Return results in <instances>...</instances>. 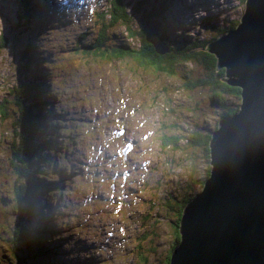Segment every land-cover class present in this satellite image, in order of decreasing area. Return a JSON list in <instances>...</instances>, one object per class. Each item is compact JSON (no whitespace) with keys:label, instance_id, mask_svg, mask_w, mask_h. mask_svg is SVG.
Returning a JSON list of instances; mask_svg holds the SVG:
<instances>
[{"label":"rangeland","instance_id":"obj_1","mask_svg":"<svg viewBox=\"0 0 264 264\" xmlns=\"http://www.w3.org/2000/svg\"><path fill=\"white\" fill-rule=\"evenodd\" d=\"M106 2L29 0V9L18 13L27 22L20 24L19 0H0V36L7 41L0 46V100H12L8 87L19 64L17 52L28 42L35 50L27 54L35 64L28 75L40 81L44 71L53 115L42 122L47 120L52 137L49 149L41 150L40 171L30 176L37 191L29 205L33 214L25 216L34 229L23 238L27 245L12 242L15 174L7 162L6 123H0V264H15L14 254L24 251V264H162L171 245L173 211L180 207L175 202L198 192L208 166L202 146L186 137L200 130L198 124L210 133L224 107L236 108L234 96L223 98L224 107L211 102L204 82L207 63L179 58L167 61L164 73L129 60L85 55L81 44L96 37ZM124 2L136 25L142 9L155 0ZM136 2L140 8L133 9ZM169 2L161 30L169 48L192 38L209 41L218 34L215 28L234 25L244 11V0ZM125 30L121 23L107 28L105 46L136 47ZM155 48L160 52L155 54L169 52L161 43ZM210 75L228 83L226 75ZM168 134L175 145L163 143ZM126 143L130 148L123 157Z\"/></svg>","mask_w":264,"mask_h":264},{"label":"water","instance_id":"obj_2","mask_svg":"<svg viewBox=\"0 0 264 264\" xmlns=\"http://www.w3.org/2000/svg\"><path fill=\"white\" fill-rule=\"evenodd\" d=\"M154 35L146 41L165 51ZM206 50L226 82L241 88L240 103L211 131L210 174L182 209L180 241L167 264H264V0H244L235 27Z\"/></svg>","mask_w":264,"mask_h":264},{"label":"trees","instance_id":"obj_3","mask_svg":"<svg viewBox=\"0 0 264 264\" xmlns=\"http://www.w3.org/2000/svg\"><path fill=\"white\" fill-rule=\"evenodd\" d=\"M170 4L171 3L169 0H155L151 6L142 9L143 12L140 15L138 23L136 25H131L132 18H130L127 13L128 5L124 2V0H107L106 6L103 7L102 12L98 13V33L91 42L81 44L83 46L82 52L85 55L91 54L88 56H91L92 58H99L106 61H133L135 65L140 68H152L155 71L164 73L166 71L165 63L167 61L171 63L173 61L176 62L179 58H192L199 64L207 63L210 66V74L217 76H221L223 74L225 76V69L222 67L217 68L216 66V56L206 50L207 43L215 37L209 41H201L199 38L195 40L196 38H192L189 40L187 45H183L181 43L173 44L174 49L168 48L169 52H167L165 55L154 53L152 44L146 41L144 36L145 23L150 18L158 20L160 22V26L157 30V33L161 41L166 43L163 39V36H161V30L165 22L164 13ZM139 5V2L132 4L133 9L140 8ZM155 5L156 7H154ZM29 6V0H19L17 14L21 11L25 12L28 10ZM17 16L18 23H20V20L23 24L27 22V19H21L19 14ZM116 23L123 24L126 28V35L132 40H137L136 47L128 45H119L113 47L105 46L104 31ZM236 23L234 25L227 24L225 27L215 28L216 32L218 33L217 36L229 29L234 28ZM6 43V38L0 36V46L4 47ZM34 51V46L31 43H22L19 51L17 52L19 64L15 66L14 83L8 87V94L12 100L9 101L6 98H1L0 100V123H6V128L3 127V130L4 133L8 135L9 143H7L9 156V159L7 156V162H9L8 167H14L13 173L15 174L14 183L10 189L12 194V196L10 195L12 202L11 214H15L17 216V220L15 221L12 229V242L21 240L24 242V245H27V243H25L27 239L24 240L23 238L27 237L30 232L32 234L34 231V229L30 228L32 221H30L29 218L25 220V216L33 214V211L29 210V205L31 203V199L34 198V193L37 191V187H32L33 183L30 179V176L32 175V172L38 173V171H40L39 167L42 163L40 159L44 153L41 150H48L50 140L52 139V137H50L48 134L47 120L44 124L42 123L44 122V117L47 119L53 118L51 113L52 101L49 98L48 100L50 101L46 99L49 91V89H47V76L43 71L44 76H38L40 81H37L33 80L32 76L28 75V70L34 68L35 64L32 63L33 60L28 63L27 54ZM180 62H184V60L178 61V63ZM209 73L206 74L204 82H207V86L211 89V96L213 99L211 102L213 104H218L224 107V102L226 100H223V98L225 96H234L238 100L236 108L224 107V109L219 112V117L228 116L236 112L240 103V87L225 83L223 81L221 82L218 80V78L211 80L213 78ZM217 121L213 130L218 128ZM198 127L200 130L195 131L193 134L191 133L188 137H186V140L190 144L202 146L201 156L206 157L207 159L208 166L203 167V170H205L204 178L202 181L197 183L200 184L201 188L203 181L206 180L210 174L208 142L211 132L208 133V131L203 129L199 124ZM191 128L192 131L195 130V127L193 128V126H191ZM171 135L172 134H168V136L164 135L162 137L163 143L170 142L175 145V137H171ZM33 139H36V141L34 140L37 142L36 144L31 143V140ZM40 177L45 178L44 172L40 174ZM34 189L36 190L33 191ZM190 198L183 199L182 202H175V204L180 203V207L173 211L172 221L169 225V237L171 245L168 247L167 252L162 258V264L168 263L171 248L180 241L179 220L180 216L182 215V209ZM171 208L173 210V205ZM38 250L40 251V247H38ZM24 254L25 251L23 253L14 254L15 264H24ZM141 258L142 261L144 260L146 262L145 257Z\"/></svg>","mask_w":264,"mask_h":264},{"label":"bare ground","instance_id":"obj_4","mask_svg":"<svg viewBox=\"0 0 264 264\" xmlns=\"http://www.w3.org/2000/svg\"><path fill=\"white\" fill-rule=\"evenodd\" d=\"M159 26H160V22L158 20H155L154 18H150L145 23V29H146L147 33H149L151 35H154V33H156L158 37H159V35L157 33V30H158Z\"/></svg>","mask_w":264,"mask_h":264},{"label":"clouds","instance_id":"obj_5","mask_svg":"<svg viewBox=\"0 0 264 264\" xmlns=\"http://www.w3.org/2000/svg\"><path fill=\"white\" fill-rule=\"evenodd\" d=\"M216 38V37H215ZM163 42V41H162ZM164 43V42H163ZM166 46H168L166 43H164ZM169 47H167V49H168Z\"/></svg>","mask_w":264,"mask_h":264}]
</instances>
